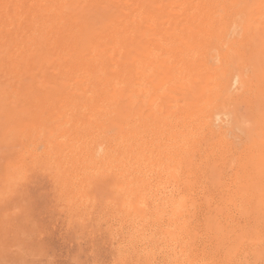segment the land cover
Here are the masks:
<instances>
[{
  "label": "bare ground",
  "instance_id": "bare-ground-1",
  "mask_svg": "<svg viewBox=\"0 0 264 264\" xmlns=\"http://www.w3.org/2000/svg\"><path fill=\"white\" fill-rule=\"evenodd\" d=\"M66 129L79 203L105 185L135 257L264 260V0H0V136Z\"/></svg>",
  "mask_w": 264,
  "mask_h": 264
},
{
  "label": "rangeland",
  "instance_id": "rangeland-1",
  "mask_svg": "<svg viewBox=\"0 0 264 264\" xmlns=\"http://www.w3.org/2000/svg\"><path fill=\"white\" fill-rule=\"evenodd\" d=\"M251 131V123L240 116L235 130L239 148L249 141ZM71 132L66 129L67 139L62 143L52 130L34 142L23 140L22 145L0 136V264H148L127 249L116 231L105 185L94 182L92 205L79 203L78 182L70 166L64 165V151H56L58 144L63 150L74 149L76 136ZM219 186L231 187V183L211 184L212 211L228 195L216 191ZM262 221L258 227L264 237ZM231 223L244 229L249 222L236 214ZM217 249L211 245L208 252ZM157 258L154 264H180L160 253ZM223 259L210 264H229ZM240 262L244 263L242 257L232 264ZM244 264H264V260L250 259Z\"/></svg>",
  "mask_w": 264,
  "mask_h": 264
}]
</instances>
